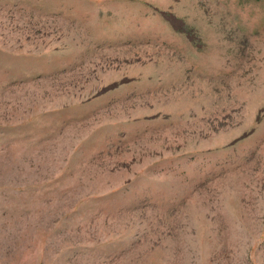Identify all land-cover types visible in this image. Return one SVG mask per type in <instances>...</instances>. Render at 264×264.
<instances>
[{"label":"rangeland","instance_id":"obj_1","mask_svg":"<svg viewBox=\"0 0 264 264\" xmlns=\"http://www.w3.org/2000/svg\"><path fill=\"white\" fill-rule=\"evenodd\" d=\"M0 264H264V0H0Z\"/></svg>","mask_w":264,"mask_h":264}]
</instances>
